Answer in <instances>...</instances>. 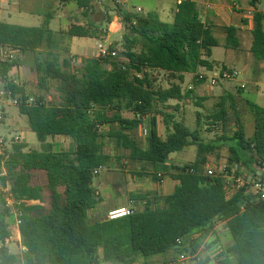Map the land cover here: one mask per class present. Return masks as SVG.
<instances>
[{
	"label": "trees",
	"instance_id": "1",
	"mask_svg": "<svg viewBox=\"0 0 264 264\" xmlns=\"http://www.w3.org/2000/svg\"><path fill=\"white\" fill-rule=\"evenodd\" d=\"M261 1L247 0L255 10L250 53L256 63L264 62V16L256 11ZM75 2L85 9V16L94 11L90 0ZM122 13L119 9L124 20L123 55L127 62L118 65L110 55L83 58L80 69H71L69 59L59 62L55 51L64 36L103 39L105 29H100L99 24L87 20L85 25H71L57 35L49 28L48 16L35 27L0 22V53L4 49L20 54L44 49L48 59L36 65L37 83L44 87L47 80H54L60 94L56 104H47L41 96L26 104L28 96L23 85L10 76L17 61H3L0 57V83L10 98L19 100L18 113L27 118L30 130L43 145L42 150L35 151L27 150L22 143H12L8 150L0 152V183L7 186L14 201L24 248L21 255L9 251L4 242L10 232L1 218L0 264H153L157 257L162 264H177L181 256L193 257L190 264H264V201L258 200L248 186L234 190L228 197L224 181L204 172L207 155L228 139L204 141L199 112L193 130L177 121L174 113L166 112L178 108V104L166 105L169 101L179 103L192 95L191 88L182 90L185 74L193 75L196 87L205 81L197 75L198 70L214 68L215 63L209 60L212 49L218 46L213 28L200 20L190 0L176 4L169 23L154 12ZM110 22L111 17H106V24ZM222 30L225 45L237 48V29L229 26ZM64 51L68 55L67 46ZM152 72L166 74L170 85L156 88ZM228 96L225 97L232 99ZM244 101L253 118V134L245 137L237 116V129L229 139L234 146H228L231 157L227 163L243 164L255 172L251 166L264 167V106ZM123 113H130L132 118H124ZM156 114L162 116L165 138L157 132ZM226 114L222 97L208 119L211 125L219 122L223 126ZM141 119L148 122L145 149L132 136ZM55 136L70 139L68 150H52L46 140ZM108 139L115 149L127 152L129 160L141 164L143 170L167 172L169 156L189 146L196 147V158L192 163L173 167L178 173L172 178L178 185L161 206L155 193H132V201H145L143 208L108 220L106 214L90 215L102 200L92 186L93 179L112 158L105 152ZM38 172L45 174L43 185L33 181ZM157 173L150 176L158 182ZM30 201L38 204H29ZM0 206L1 217L9 216L2 194ZM220 222L232 240L222 249L216 230ZM208 238L212 241L206 249L215 252L196 258Z\"/></svg>",
	"mask_w": 264,
	"mask_h": 264
},
{
	"label": "rangeland",
	"instance_id": "2",
	"mask_svg": "<svg viewBox=\"0 0 264 264\" xmlns=\"http://www.w3.org/2000/svg\"><path fill=\"white\" fill-rule=\"evenodd\" d=\"M54 6L60 5V0H50ZM124 6L123 4H119V6L123 9V7L128 8L130 2L138 5L144 9V13L146 12H156L159 19L163 22L169 23L171 19L167 17V14L161 10L160 2L157 0H125ZM57 4V5H56ZM264 6V0L258 5L259 9H262ZM60 7V6H59ZM95 12L92 13V19L95 24L100 25V29H105L103 39H90V38H78L75 37L73 40V52L77 55L70 56L66 55L64 49L68 45V41L64 36L61 38V42L59 45V49L55 51V54L59 57V62L62 60L69 59L71 69H80L82 65V59L85 55H92L91 50L94 49L93 53L99 55V48L108 49L112 47V51L116 53V56L111 58L110 60L115 62L118 65H123L127 62L125 56L123 55L124 51V43H123V16L120 17L119 7L112 3V0H103L99 5L95 6ZM73 9L70 10L72 12ZM47 11H39L36 10L32 16L29 14H22L20 19L16 16V14H12L11 17H4L1 21L8 24L22 25V26H38L44 20V14ZM66 13V12H65ZM111 17L110 24L115 20L117 24L116 32H111L109 30V25L106 24V17ZM57 24L55 19L50 22V29L52 31L57 30ZM115 29V27H113ZM60 32H58L59 34ZM57 34V35H58ZM112 34L107 40L108 35ZM105 39V40H104ZM247 42L245 39L241 43L240 49L237 50H225L224 47H217L213 50L211 60L215 61L216 66L213 71H204V74L207 76L205 78L204 83L193 86L192 78L193 76L190 74H186L184 78V82L182 84V90L186 92L190 88L193 93L188 99H184L181 103L175 101H169L167 104L172 107L178 104V108L176 111L166 110V112H172L175 115L177 121H181L185 124L186 127L193 130L196 128V112L200 113V135L204 141H214L219 139L220 137H225L228 139L225 142H222V145L219 146L214 152L207 155V166L214 164L215 166L221 165L228 162L231 154L229 153L228 146H234L230 138L234 135V132L237 129L236 125V117H239V121L244 128L245 137L250 138L253 134V118L247 110L244 99H247L258 106H264V77L261 75L258 80L253 81L249 78L250 68L247 69V72L243 73L242 64L244 63L243 59L248 60V62L254 61L253 56L249 60L246 52ZM13 56L15 61H17L18 66L14 67V70L11 71V78L18 83L21 82L25 85L26 90L28 92V97L37 98L39 96L44 98V101L47 104H56L59 102V96L57 86L58 83L54 80H47L44 83V87H41L37 83V73L35 71L36 65L40 62H46L48 57L45 50H40L37 52L26 53L22 55L19 52H13ZM235 55V61L231 59V55ZM80 55V56H78ZM226 68V69H225ZM221 70H230L237 72V76L232 80L226 81H218V83L214 86L210 84V77L213 73L220 72ZM132 73V72H131ZM41 75V73H40ZM151 80L153 81V85L156 88L165 89L170 85L168 77L166 74L162 72H152ZM243 84L244 89L242 92L238 90L239 86ZM257 88V90H254ZM2 90V85H0V91ZM232 96V99L226 98L225 96ZM225 99V107L227 109L225 125L221 126L220 123H214L211 125V119H208V116L218 109L219 102L221 98ZM229 97V96H228ZM199 103V104H198ZM231 103H233V108H231ZM18 105H13L9 100H0V112L2 114V118L0 119V152L4 150H8L12 143H22L26 146L27 150H35L40 151L43 149V145L37 140L36 135L30 130L27 118L25 116H21L18 113ZM123 117L130 118L131 114L123 113ZM161 117V116H160ZM160 120L159 132L162 138H165L167 132L163 125V121ZM106 129V128H105ZM48 143L54 142L55 147L52 150L55 151H66L68 150L70 143L54 140L51 141L50 138L47 139ZM139 144L142 148H145L146 142L145 138H139ZM218 143V142H217ZM50 145V144H49ZM25 149V151H26ZM105 152L110 154L112 159L110 164L98 171V174L94 177L92 186L93 188H98L99 184L102 182V179L105 176L110 178L116 177H125V174H135L142 165L137 164L129 160L128 153L121 151L119 149H115L114 144L109 139L106 140ZM196 155V147L189 146L183 149L181 152L171 154L170 161L172 163H178V161H190ZM245 172L246 171L244 168ZM255 167V168H254ZM251 168L256 169V166H251ZM260 173V172H258ZM249 174V173H248ZM262 174V173H260ZM259 174V175H260ZM35 177L33 178L34 183L43 185L45 184V174L42 172L35 173ZM130 176V175H129ZM248 176V175H247ZM131 178V184L132 177ZM255 178V177H254ZM253 176L247 178L250 182L251 179H254ZM133 188V187H131ZM130 188V189H131ZM141 190H139L140 192ZM143 191V190H142ZM134 192V190L132 191ZM0 194L4 196L6 207L9 208V216L1 217L4 222L7 223L8 229L10 232V236L6 239L7 242L5 245L8 247L11 253H15L17 255H21L24 251V248L20 243V236L18 231V220L17 214L15 213V209L13 207L14 201L12 200L7 186H3L0 183ZM127 200V195L125 197ZM29 204H38V202L30 201ZM130 209L135 210L134 204L129 205ZM2 211V207L0 206V213ZM101 212L103 216L107 213L106 209H102ZM217 235L220 241L221 248L230 246L232 244V240L225 228L224 223L220 222L217 225ZM212 241V238H208L204 245L199 250V257H203L205 255H209L210 252H215V250L206 249L207 245H209ZM190 257L185 258L184 260L178 259L177 264H190ZM139 264V263H138ZM153 264H162V259L157 257L153 261Z\"/></svg>",
	"mask_w": 264,
	"mask_h": 264
},
{
	"label": "crops",
	"instance_id": "3",
	"mask_svg": "<svg viewBox=\"0 0 264 264\" xmlns=\"http://www.w3.org/2000/svg\"><path fill=\"white\" fill-rule=\"evenodd\" d=\"M75 1L76 0H66V2H63L62 0H60L61 4L60 5L56 4L57 6H54L50 0H0V22H2L1 20L4 17H11L12 14H16V16L18 17L16 19H20L19 17H21L22 14H29L30 16H32L34 13H36V10L47 11L44 14V17L46 16L50 17V22L53 19H55V22L57 24L56 26L57 30L53 32H55L56 34L58 32L66 31L71 25H85L87 23V20L93 22L92 13H94L96 9L94 8V11L91 14H89L88 16H85L83 14L82 9L76 5ZM157 1L160 2L161 10L165 12L167 14V17L170 18L172 21L174 12L176 10V4L179 3L180 0H157ZM190 2L194 5L195 9L197 10L200 20L203 23H206L213 28L212 29L213 36L218 41L217 47H220V46L224 47L225 50L227 51H230L233 49L225 45L226 34L222 30L225 27L233 26L237 29L236 36L239 41V46L233 50L240 49L241 43L245 39V41L247 42V47L245 50L247 52V56L249 60L251 59V56H252V54L250 53V47L252 43L251 31L253 30V26H254L253 15H254L255 10L248 5L247 0H190ZM122 6H124V4ZM71 9H73L72 12H70ZM119 9L126 15L133 14V13L145 15L149 13V12L144 13V9L142 7L135 5L132 2H130L128 8L123 7L122 9L119 6ZM137 9H140V11L138 12ZM256 11L261 12L264 16V6L262 9L257 8ZM115 20L112 22L111 25H109V30H111V32L113 33L116 32L118 28L116 27L118 23H116ZM50 22H49V28H50ZM131 23L134 25L135 20H132ZM12 25H15V24H12ZM27 27H35V26H27ZM113 27H115V29ZM262 27L264 30V19L262 22ZM111 35L112 34L108 35L107 38L105 39L107 40ZM74 38H70V39L66 38L68 41V45H67L68 55H70L71 57L77 55L73 52V45H72L73 40L72 39ZM215 48L212 49V53ZM4 50L15 52L10 49H4ZM93 51L94 49L91 50L92 55H85L83 56V58L97 57V54L95 53L94 55ZM212 53H211V56H212ZM22 55H25V54H21V56ZM235 58L236 57L234 54L231 55V59L233 60V62L235 61ZM209 60L212 61L211 57ZM243 61H244V63L242 64L243 73L244 72L246 73L247 69L249 68L251 69L250 70L251 73L248 76L249 78H251L253 81H256L259 79L261 75H263L264 77V62L256 63L252 61L251 63V61L248 62V60L246 62L245 59H243ZM213 62L215 63V61ZM215 66H216V63L214 65V68ZM214 68L211 71H213ZM13 70L14 68L11 71ZM203 70L208 71L206 69L200 68L197 72V75L199 76V78H204V76L207 77L204 74ZM14 82L18 83L15 80ZM18 84L23 85L25 89V95H28L25 85L22 84L21 82H19ZM0 85L2 84L0 83ZM239 88L244 89L245 87L243 84H241ZM2 90H4L3 85H2ZM254 90H257V88H255ZM160 116H161L160 114L155 115L156 125H157L156 127H157V132L159 135H160L159 118L162 120V116L161 117ZM130 118H132V115ZM142 127H145L147 129L146 135L143 134ZM147 133H148V122L146 119H141L139 125L132 131V136L138 143H139L138 141L139 138H145V142L147 145ZM49 138L51 141L58 140V141H63L65 143L68 142L71 144L70 139L65 136H55V137H49ZM46 143L50 144L52 148L54 149L55 147L54 142L48 143V141L46 140ZM57 152H62V151H57ZM195 158H196V155L190 161H178V163H172L169 157L165 165L168 171L163 172L166 175V177L161 183L153 180L150 176V174L152 173L154 174L159 171L155 172L154 170H151L149 168H145V170H143L140 167L137 171H135V174H125L124 178L123 177H116V178L113 177V178L108 179V176H105L102 179V182L99 184V187L95 189L97 194L102 200L93 210H91L90 215H97L101 217L103 216V213L101 212L102 209H106L108 213L110 210H114L117 208L130 209L129 207L130 204H134L136 208L135 210H141L143 208L145 201H141V200L132 201V199L130 198V195L132 193H155L157 197L156 202L158 205L161 206L163 204L164 198L170 195L174 191L175 187L178 185V181L172 178V175H176L178 173V171L173 169V167H181L185 164L192 163L195 160ZM139 173H143L146 175L139 177L137 175ZM129 175L132 177L133 184H131V178ZM133 190L134 192H132ZM139 190L141 191L139 192ZM232 193L233 192L228 193L227 196L228 197L231 196ZM126 195L128 197L127 200H125ZM130 210H133V209H130ZM107 213H106V217H107Z\"/></svg>",
	"mask_w": 264,
	"mask_h": 264
},
{
	"label": "built area",
	"instance_id": "4",
	"mask_svg": "<svg viewBox=\"0 0 264 264\" xmlns=\"http://www.w3.org/2000/svg\"><path fill=\"white\" fill-rule=\"evenodd\" d=\"M102 1L103 0H90V4L93 6H96V5H99ZM112 3L115 5L125 4V0H112ZM84 10L85 9H82V11H84ZM137 11L139 12L140 9H137ZM13 54L14 53L12 51L1 50V53H0L1 60L11 61L14 59ZM107 55H110L111 58H113L116 56V53L112 50L110 51L109 49H102V48L99 49V55L98 56L104 57ZM236 76H237V73L234 71L221 70L220 72L213 73L211 75L210 84L212 86H214L220 80H222V81L232 80ZM1 99L2 100L3 99L9 100L12 102L13 105L19 104V100L17 98H10L9 93L6 92L5 90L0 91V100ZM32 101H33L32 98L28 97L25 100V103L29 104ZM1 118H2V114L0 112V119ZM146 130L147 129L145 127H142V132L144 135H146ZM245 170L248 171L246 168H245ZM253 170L255 172H252V171L245 172L243 169V166L241 164H238V163H233L231 165H229L228 163H224V164L217 165V166H215L214 164H211L208 166L205 165V167H204V172L207 176L214 177V178H220L224 181L225 190H226L227 194L230 192H233L234 190H236L240 187L248 186L251 189V191L257 196L258 200L264 201V167H257L256 169H253ZM258 172H260L262 174H260ZM95 173H97V172L95 171ZM156 176H157L158 182H160V183L166 177V175L164 173H160V172L157 173ZM251 176H253V178L254 177L255 178L251 179V182H250L247 178L250 179ZM131 213H132V211L130 209L117 208L114 210H110L107 213V219L108 220H115V219H119V218L128 216ZM6 242H7V240H5L4 244ZM195 257L199 258V255L197 254ZM185 258H187V257H184V256L180 257L181 260H184ZM190 258H193V257H190ZM211 264H220V263L213 262Z\"/></svg>",
	"mask_w": 264,
	"mask_h": 264
}]
</instances>
